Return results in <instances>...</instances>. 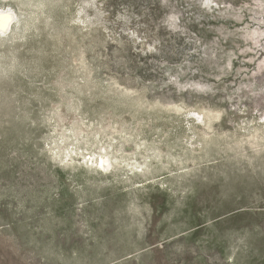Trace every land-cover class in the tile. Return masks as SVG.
Segmentation results:
<instances>
[{
	"label": "rangeland",
	"instance_id": "1",
	"mask_svg": "<svg viewBox=\"0 0 264 264\" xmlns=\"http://www.w3.org/2000/svg\"><path fill=\"white\" fill-rule=\"evenodd\" d=\"M2 10L0 264H264V0Z\"/></svg>",
	"mask_w": 264,
	"mask_h": 264
},
{
	"label": "bare ground",
	"instance_id": "2",
	"mask_svg": "<svg viewBox=\"0 0 264 264\" xmlns=\"http://www.w3.org/2000/svg\"><path fill=\"white\" fill-rule=\"evenodd\" d=\"M14 20L16 19L13 12L9 13V11L6 12V10L0 11V32L3 34L10 32L12 30ZM100 165L102 169H105L109 166V161L102 160Z\"/></svg>",
	"mask_w": 264,
	"mask_h": 264
}]
</instances>
